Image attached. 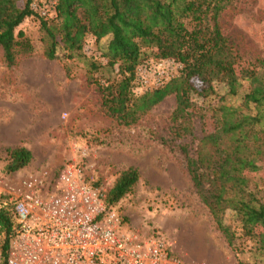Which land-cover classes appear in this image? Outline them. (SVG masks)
<instances>
[{"label": "trees", "instance_id": "obj_1", "mask_svg": "<svg viewBox=\"0 0 264 264\" xmlns=\"http://www.w3.org/2000/svg\"><path fill=\"white\" fill-rule=\"evenodd\" d=\"M35 0H0V48L8 67L30 56L34 46L19 28L37 16L44 56L59 59L86 58L91 38L108 39L104 57L117 78L96 77L101 68L88 60V83L97 88L102 113L124 127L136 125L168 96H175L171 137L184 157L195 193L209 210L228 245L239 253L237 240L257 242L264 254V200L252 186L253 175L264 163V58L243 59L239 43L225 35L222 14L238 0H53L55 15L38 16ZM174 60L183 69L164 86L136 95L138 67L149 58ZM224 84L239 105L205 104L215 95L214 84ZM197 84L201 86L198 87ZM204 100L198 106L193 96ZM9 173L28 167L32 152L25 147L7 150ZM141 178L137 168L122 171L106 201L117 205L133 193ZM232 213L238 226L225 224ZM15 214L0 208V237H4V264L14 236ZM240 264H244L240 262Z\"/></svg>", "mask_w": 264, "mask_h": 264}, {"label": "rangeland", "instance_id": "obj_2", "mask_svg": "<svg viewBox=\"0 0 264 264\" xmlns=\"http://www.w3.org/2000/svg\"><path fill=\"white\" fill-rule=\"evenodd\" d=\"M54 6L53 0L32 4L45 20L54 17ZM220 24L225 35L239 43L245 61L264 58V0L236 1L222 14ZM19 29L31 38L34 52L8 67L0 48V182L17 185L47 170L52 186L65 164L75 161L89 168L94 183L107 195L120 173L134 167L141 175L135 191L113 206L122 233L144 239L160 235L192 264H264L254 240L239 238V253L229 247L195 193L179 151L182 142L176 145L171 137L175 96H168L136 125L121 126L102 113L97 88L88 83V60L100 64L96 77L101 80L118 77V66H106L108 39L96 43L90 38L84 48L87 59L69 60L60 48L59 59L51 61L44 56L47 43L39 18L26 19ZM161 61L151 57L138 69L147 67L143 75L154 79L150 70ZM164 61L172 67V60ZM214 87L215 95L205 104H240L239 96H230L224 84L216 82ZM134 91L143 94L138 83ZM193 101L204 105L196 95ZM15 147L27 148L33 159L28 167L9 173L7 150ZM262 168V173L253 175L252 186L264 200V163ZM225 224L238 226L232 213L225 215ZM3 242L1 236L0 264H4Z\"/></svg>", "mask_w": 264, "mask_h": 264}, {"label": "built area", "instance_id": "obj_3", "mask_svg": "<svg viewBox=\"0 0 264 264\" xmlns=\"http://www.w3.org/2000/svg\"><path fill=\"white\" fill-rule=\"evenodd\" d=\"M165 64L162 60L150 70L151 80L143 75L147 67L139 68L143 93L164 86L183 69L173 60L172 67ZM88 171L73 161L52 186L47 170L17 185L0 182V208L11 207L15 214L6 264H192L160 235L144 239L122 233L120 216Z\"/></svg>", "mask_w": 264, "mask_h": 264}]
</instances>
